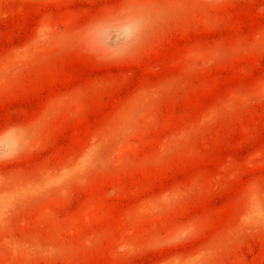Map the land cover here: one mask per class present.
Listing matches in <instances>:
<instances>
[{
	"label": "rangeland",
	"instance_id": "obj_1",
	"mask_svg": "<svg viewBox=\"0 0 264 264\" xmlns=\"http://www.w3.org/2000/svg\"><path fill=\"white\" fill-rule=\"evenodd\" d=\"M0 264H264V0H0Z\"/></svg>",
	"mask_w": 264,
	"mask_h": 264
}]
</instances>
